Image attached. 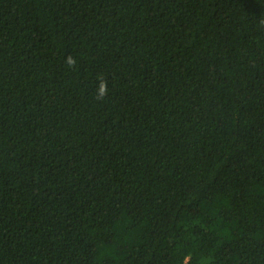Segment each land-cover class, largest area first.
<instances>
[{"label":"trees","instance_id":"16d2710c","mask_svg":"<svg viewBox=\"0 0 264 264\" xmlns=\"http://www.w3.org/2000/svg\"><path fill=\"white\" fill-rule=\"evenodd\" d=\"M0 264H264V0H0Z\"/></svg>","mask_w":264,"mask_h":264},{"label":"clouds","instance_id":"9594fccd","mask_svg":"<svg viewBox=\"0 0 264 264\" xmlns=\"http://www.w3.org/2000/svg\"><path fill=\"white\" fill-rule=\"evenodd\" d=\"M105 94H106V89H105L104 86H102L101 89H100V95L103 96Z\"/></svg>","mask_w":264,"mask_h":264}]
</instances>
